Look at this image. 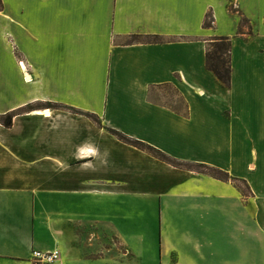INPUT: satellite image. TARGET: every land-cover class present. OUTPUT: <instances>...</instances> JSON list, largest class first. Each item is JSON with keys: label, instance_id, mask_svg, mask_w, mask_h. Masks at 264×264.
Masks as SVG:
<instances>
[{"label": "crops", "instance_id": "0c3cea01", "mask_svg": "<svg viewBox=\"0 0 264 264\" xmlns=\"http://www.w3.org/2000/svg\"><path fill=\"white\" fill-rule=\"evenodd\" d=\"M217 37L228 87L205 69ZM163 87L181 107L151 97ZM6 115L0 264H31L33 250H57L51 264H264V0H1Z\"/></svg>", "mask_w": 264, "mask_h": 264}, {"label": "trees", "instance_id": "16d2710c", "mask_svg": "<svg viewBox=\"0 0 264 264\" xmlns=\"http://www.w3.org/2000/svg\"><path fill=\"white\" fill-rule=\"evenodd\" d=\"M0 10H1V0H0ZM213 19L211 16V13H207L205 16V20L203 22V28L204 29H211L212 28ZM238 31L241 32V27L243 25L247 24V21L245 19H242L239 23ZM229 50H230V40L229 38L225 37H217L212 39L209 43H207L206 50H205V69L211 73V75L215 78V80L221 84L223 87H228L230 84V65H229ZM48 109H56L58 108V105L54 104H46ZM65 108V107H64ZM32 106L26 107L25 110H31ZM11 116L6 115L3 118H0V123H2L5 127H8L10 125ZM108 132L115 137L119 142L131 146L133 148H136L137 150H140L142 152H145L146 154L152 156L153 158L167 163L175 168H181L185 170H189L192 172L200 173V174H206L216 180L222 181V182H228L233 181L226 173L208 167L206 165L201 164H185V163H179L176 162L160 151L142 143L137 140L130 139L118 132H115L113 130H108ZM236 187L241 192L243 196L249 194V190L247 185L240 181L236 183ZM241 187H245V190H240Z\"/></svg>", "mask_w": 264, "mask_h": 264}, {"label": "rangeland", "instance_id": "374dc122", "mask_svg": "<svg viewBox=\"0 0 264 264\" xmlns=\"http://www.w3.org/2000/svg\"><path fill=\"white\" fill-rule=\"evenodd\" d=\"M232 8V6L229 8L230 10H232L231 9ZM234 10V9H233ZM235 11V10H234ZM243 29H244V31H245V29H246V26L244 25V27H243ZM151 97L152 98H159L160 100V102L162 103V104H164V105H168V106H173V107H177V108H179V107H181V105H180V103H179V101H178V99H177V97H176V95H175V92L173 91V89L172 88H170V87H163V88H161V90L160 91H155V93H153L152 95H151ZM32 108H35V107H32ZM42 108L43 109H48L47 108V106L46 105H43L42 106ZM54 110H64L65 112H69V113H74V114H81L79 111H76V110H73V109H71V108H67V107H60V106H58V108H56V109H54ZM85 115V117L86 118H88V120L91 122V123H93L96 127H101V124L99 123V121L95 118V117H93V116H91V115H88V114H84ZM104 128V127H103ZM105 129V128H104ZM107 130V129H106ZM110 141V140H109ZM108 141V142H109ZM107 143V141H105V144ZM104 144V145H105ZM103 145V146H104ZM245 190L246 191V189H245V187H241L240 186V190ZM249 195V194H248ZM245 197L247 198L248 196L247 195H245ZM141 198V197H140ZM139 198V199H140ZM56 204V206H60L61 205V199H60V201H58V202H56L55 203ZM152 210V209H151ZM155 211H152V213L150 214V226H156V222H154L153 221V219L155 220L156 218H155V216H154V213Z\"/></svg>", "mask_w": 264, "mask_h": 264}, {"label": "built area", "instance_id": "2783aa9c", "mask_svg": "<svg viewBox=\"0 0 264 264\" xmlns=\"http://www.w3.org/2000/svg\"><path fill=\"white\" fill-rule=\"evenodd\" d=\"M59 259L57 250L31 251V264H51Z\"/></svg>", "mask_w": 264, "mask_h": 264}]
</instances>
